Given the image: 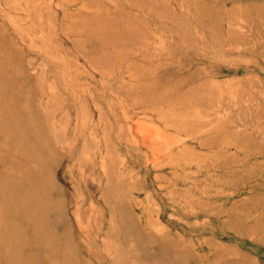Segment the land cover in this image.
I'll list each match as a JSON object with an SVG mask.
<instances>
[{"label":"rangeland","instance_id":"1","mask_svg":"<svg viewBox=\"0 0 264 264\" xmlns=\"http://www.w3.org/2000/svg\"><path fill=\"white\" fill-rule=\"evenodd\" d=\"M0 264H264V0H0Z\"/></svg>","mask_w":264,"mask_h":264}]
</instances>
